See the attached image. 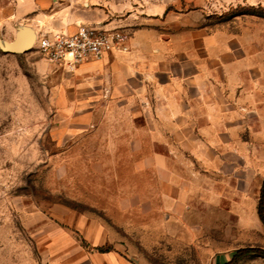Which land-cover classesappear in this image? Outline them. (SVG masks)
Returning a JSON list of instances; mask_svg holds the SVG:
<instances>
[{
	"label": "rangeland",
	"instance_id": "obj_1",
	"mask_svg": "<svg viewBox=\"0 0 264 264\" xmlns=\"http://www.w3.org/2000/svg\"><path fill=\"white\" fill-rule=\"evenodd\" d=\"M141 4L161 20L156 33L173 36L175 72L206 73L198 86L214 108L242 102L246 116H264V0ZM14 27L0 39L12 41ZM90 61L71 68L35 44L0 48V264H86L100 246L136 264H226L239 248H264L258 203L226 186L237 167L248 182L264 180V139L247 119L245 156L230 155L236 141L207 138L205 124L147 121L153 101H109L107 71Z\"/></svg>",
	"mask_w": 264,
	"mask_h": 264
},
{
	"label": "crops",
	"instance_id": "obj_2",
	"mask_svg": "<svg viewBox=\"0 0 264 264\" xmlns=\"http://www.w3.org/2000/svg\"><path fill=\"white\" fill-rule=\"evenodd\" d=\"M5 1L0 4V33L7 27L15 26L14 37L19 25L32 27L37 35L57 31L71 33L81 23L107 29L124 28L130 34L127 50L104 54L85 63L87 68L103 73L107 71L108 81L103 88L108 91L109 101L119 107L137 105L140 100L141 106L154 103L157 108V116L146 113L147 121L205 124L206 133H210L207 138L236 141L224 147V152L230 155L245 156L243 133L246 131V119L252 137L264 139V116L258 117L254 113L246 116L242 102L234 104L226 100L214 108L209 102V90L204 92L198 86L199 81H206V73L197 68L192 72L180 69L175 72L172 67L176 53L175 46H172L174 38L156 33L155 25L161 20L151 18L153 16L143 9L141 0L139 8L133 3L136 0H14V4ZM18 20L20 22L17 23ZM185 88L189 89L187 95L183 94ZM218 123L220 126H217ZM255 148L254 153L257 151ZM257 158L261 161L260 157ZM236 170L235 178H229L226 186L235 188L233 193L237 201L257 205L262 188L259 178L248 182L243 174H239V171L244 173L243 170L238 167ZM245 186L252 187L247 195ZM219 193L224 196L226 192ZM254 213L261 223L258 207H255ZM87 257L86 264H136L115 250H93Z\"/></svg>",
	"mask_w": 264,
	"mask_h": 264
},
{
	"label": "built area",
	"instance_id": "obj_3",
	"mask_svg": "<svg viewBox=\"0 0 264 264\" xmlns=\"http://www.w3.org/2000/svg\"><path fill=\"white\" fill-rule=\"evenodd\" d=\"M130 34L124 28L107 29L81 23L76 31L40 33L35 47L48 61L74 68L82 62L126 49Z\"/></svg>",
	"mask_w": 264,
	"mask_h": 264
},
{
	"label": "water",
	"instance_id": "obj_4",
	"mask_svg": "<svg viewBox=\"0 0 264 264\" xmlns=\"http://www.w3.org/2000/svg\"><path fill=\"white\" fill-rule=\"evenodd\" d=\"M35 30L28 25H19L12 41L0 39V48L9 53H22L30 50L36 41Z\"/></svg>",
	"mask_w": 264,
	"mask_h": 264
},
{
	"label": "trees",
	"instance_id": "obj_5",
	"mask_svg": "<svg viewBox=\"0 0 264 264\" xmlns=\"http://www.w3.org/2000/svg\"><path fill=\"white\" fill-rule=\"evenodd\" d=\"M258 214L260 216V219L264 223V183L261 188V195L258 203ZM98 251L100 252H108L111 251L110 248L105 247H97ZM256 255L264 257V248L262 247H256V246H248V247H242L237 249L231 259L226 264H237L247 256Z\"/></svg>",
	"mask_w": 264,
	"mask_h": 264
}]
</instances>
